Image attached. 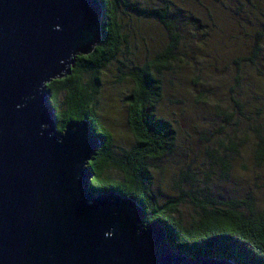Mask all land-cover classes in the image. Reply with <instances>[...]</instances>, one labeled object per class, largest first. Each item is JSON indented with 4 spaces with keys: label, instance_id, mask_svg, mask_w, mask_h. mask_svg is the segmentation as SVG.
<instances>
[{
    "label": "water",
    "instance_id": "water-1",
    "mask_svg": "<svg viewBox=\"0 0 264 264\" xmlns=\"http://www.w3.org/2000/svg\"><path fill=\"white\" fill-rule=\"evenodd\" d=\"M103 12L100 0H0V264H235L177 252L132 198L94 192L89 121L56 129L46 83L99 43Z\"/></svg>",
    "mask_w": 264,
    "mask_h": 264
},
{
    "label": "rangeland",
    "instance_id": "rangeland-1",
    "mask_svg": "<svg viewBox=\"0 0 264 264\" xmlns=\"http://www.w3.org/2000/svg\"><path fill=\"white\" fill-rule=\"evenodd\" d=\"M257 2L258 8L255 9L253 0H170L168 4L183 38L179 51L175 52L177 59L173 61V68L158 72L164 90L154 110L172 122L176 140L172 151L149 161V168L153 176L152 190L159 204L182 195L174 214L185 225L190 224L196 215L187 192L199 198L208 197L221 205L223 201L242 198L249 191L254 195L256 211L264 210V160L256 161L251 153L252 132V138L247 136L240 141L243 129L248 128L249 118L256 115L257 110H249L247 106L256 99L253 94L260 96L255 104H259V113L264 114V32L259 57L252 61L242 58L248 57L246 48L249 49L250 44H244V37L239 33L243 29L241 24L248 28L249 21H264V11H261L264 10V0ZM139 3L157 5L160 0H139ZM205 7H208V14ZM238 7L242 11H238ZM187 9L201 19L198 17L199 21L194 23ZM252 14L259 15V18H252ZM117 17L127 43L125 46L123 43L117 58L100 69L95 101L96 114L110 132L111 152L115 155L133 142L124 98L131 88V81L124 73L131 62L151 57L166 42L164 29L155 19L120 9ZM235 32L237 37L241 36L236 43L231 38ZM234 48L237 51H233ZM236 58H239L237 63L234 62ZM235 75H238L240 85L233 86ZM88 78V73H84L83 80ZM62 99L63 94H60L59 101ZM240 103L243 104L241 113ZM59 105L63 107L61 102ZM223 112L231 113L230 119L224 120ZM261 122L264 138V117ZM230 140L237 142L236 151L225 147ZM209 149L217 156H227L230 166L226 177L216 167L213 156L207 151ZM187 168L197 172L194 184L180 181L182 171ZM205 171L208 176L204 175ZM104 173L120 177L110 166Z\"/></svg>",
    "mask_w": 264,
    "mask_h": 264
},
{
    "label": "trees",
    "instance_id": "trees-1",
    "mask_svg": "<svg viewBox=\"0 0 264 264\" xmlns=\"http://www.w3.org/2000/svg\"><path fill=\"white\" fill-rule=\"evenodd\" d=\"M100 1L103 3L104 12L99 23L101 34L99 43L89 53L77 55L69 73L46 83V90L50 93V104L55 109L56 129L62 131L68 122L86 119L91 125L94 137L98 140V145L87 164L92 172L90 187L94 192L113 190L118 191L123 197L132 198L141 207L143 223L155 220L162 225L165 239L177 252L193 257L201 254L227 257L233 259L235 264H264V210L256 211L253 193L246 191L242 198L236 197L229 202L220 201L221 205H219L208 197L199 198L187 192L191 197L189 201L195 207L196 215L192 217L190 224L185 225L174 214L178 211L177 206L183 199L182 195L168 198L159 204L152 190L153 176L150 173L149 161L172 151L176 140V129L172 122L158 115L154 110L164 90L158 72L173 68V61L177 59L175 52L179 51L180 39L183 38L168 8L170 0H160L157 5L152 3L145 5L139 3V0ZM253 2L254 9L258 8L257 0ZM119 9L155 19L154 21L164 29L166 42L151 57L143 61L131 62L128 71L124 73L131 81V88L124 98L127 102V122L133 135V142L119 155H115L111 152L110 132L96 114L95 101L99 91L100 69L117 58L122 51L123 43L124 46L127 43L120 31L117 17ZM187 10L193 16L194 23L201 19L194 15L191 9ZM237 10L242 11L239 7ZM205 11L208 14V7H205ZM262 13H260L261 17H263ZM252 15V18H259V15ZM249 22L248 28L241 24L243 29L239 33L244 37L243 43L250 44L249 49L246 48L248 57L242 58L252 61L259 57L264 21ZM237 34L235 32L231 35L235 43L241 38L240 35L237 37ZM233 51L237 49L234 48ZM239 58L234 59V62L237 63ZM84 73L89 75L87 80H83ZM235 78L236 82L233 86L240 85L238 75H235ZM60 94H63L62 101H59ZM242 95L245 97L243 92ZM253 95H256L255 100L249 103L248 100L246 101L249 110H257L256 115L253 119L249 118L248 128L243 129L240 141L253 133L254 138L250 136L251 153L257 161L264 160V138L260 126L264 114L259 113V104H255L260 96ZM241 106L242 103H240V113ZM230 115L231 113L223 112V119H230ZM229 142L225 147L236 151L237 142L233 140ZM207 151L213 156V162L215 161L216 167L220 169L221 175L226 177L230 166L227 156H217L210 149ZM109 166L120 174L119 178L104 173L105 168ZM204 175L208 176V172L205 171ZM182 180L194 184L197 180V172L189 168L184 169L180 181Z\"/></svg>",
    "mask_w": 264,
    "mask_h": 264
}]
</instances>
